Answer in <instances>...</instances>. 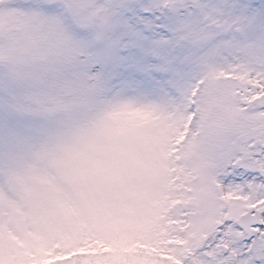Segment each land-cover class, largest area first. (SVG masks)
Returning a JSON list of instances; mask_svg holds the SVG:
<instances>
[{
    "label": "snow or ice",
    "instance_id": "snow-or-ice-1",
    "mask_svg": "<svg viewBox=\"0 0 264 264\" xmlns=\"http://www.w3.org/2000/svg\"><path fill=\"white\" fill-rule=\"evenodd\" d=\"M0 264H264V0H0Z\"/></svg>",
    "mask_w": 264,
    "mask_h": 264
}]
</instances>
